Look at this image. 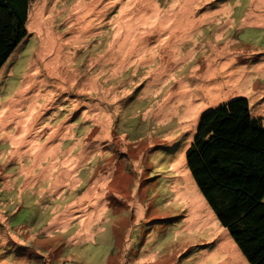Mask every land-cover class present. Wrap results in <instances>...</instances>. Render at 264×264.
Listing matches in <instances>:
<instances>
[{"label": "rangeland", "instance_id": "1", "mask_svg": "<svg viewBox=\"0 0 264 264\" xmlns=\"http://www.w3.org/2000/svg\"><path fill=\"white\" fill-rule=\"evenodd\" d=\"M0 69V264H251L186 161L201 115L264 125V0H30Z\"/></svg>", "mask_w": 264, "mask_h": 264}, {"label": "trees", "instance_id": "2", "mask_svg": "<svg viewBox=\"0 0 264 264\" xmlns=\"http://www.w3.org/2000/svg\"><path fill=\"white\" fill-rule=\"evenodd\" d=\"M29 3L0 0V69L28 33ZM186 161L248 261L264 264V125L247 96L201 115Z\"/></svg>", "mask_w": 264, "mask_h": 264}]
</instances>
